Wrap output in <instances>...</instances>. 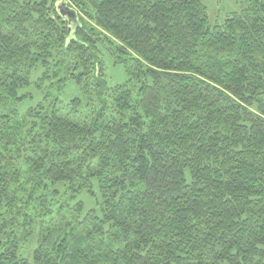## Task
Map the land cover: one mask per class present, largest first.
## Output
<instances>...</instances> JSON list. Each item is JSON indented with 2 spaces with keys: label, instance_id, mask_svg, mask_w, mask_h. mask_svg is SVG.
<instances>
[{
  "label": "trees",
  "instance_id": "1",
  "mask_svg": "<svg viewBox=\"0 0 264 264\" xmlns=\"http://www.w3.org/2000/svg\"><path fill=\"white\" fill-rule=\"evenodd\" d=\"M60 1L0 0V264H264V0Z\"/></svg>",
  "mask_w": 264,
  "mask_h": 264
},
{
  "label": "rangeland",
  "instance_id": "2",
  "mask_svg": "<svg viewBox=\"0 0 264 264\" xmlns=\"http://www.w3.org/2000/svg\"><path fill=\"white\" fill-rule=\"evenodd\" d=\"M65 2V0H63ZM69 1V0H68ZM205 4L209 7V11L213 20H223L231 11L236 10L239 5L235 0H203ZM76 8V7H75ZM106 53V52H105ZM105 59V70L107 79L110 85H115L117 83L124 82L127 79V72L123 65L115 63L113 58L106 53L104 55ZM64 93V92H63ZM71 92H65L62 96L64 98L69 97ZM41 98V95L36 94L35 100L32 102H26L25 104L19 106L21 112L27 111L31 106H34L38 100ZM68 195L62 194L60 198L63 200L64 198H68ZM49 220V218H48ZM36 237L32 238V243L28 244L26 247V255L29 257L32 256L33 249L36 246ZM225 264V263H223Z\"/></svg>",
  "mask_w": 264,
  "mask_h": 264
},
{
  "label": "water",
  "instance_id": "3",
  "mask_svg": "<svg viewBox=\"0 0 264 264\" xmlns=\"http://www.w3.org/2000/svg\"><path fill=\"white\" fill-rule=\"evenodd\" d=\"M59 6L60 7H62V6H66V4H65V2L63 1V0H61L60 2H59ZM66 13H72V14H74V16L76 17V13H75V11L74 10H71V9H69V8H66Z\"/></svg>",
  "mask_w": 264,
  "mask_h": 264
}]
</instances>
